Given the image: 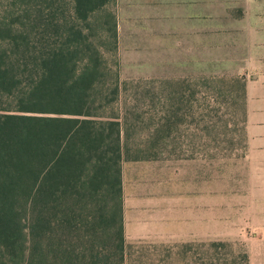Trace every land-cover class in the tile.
<instances>
[{"label": "trees", "instance_id": "16d2710c", "mask_svg": "<svg viewBox=\"0 0 264 264\" xmlns=\"http://www.w3.org/2000/svg\"><path fill=\"white\" fill-rule=\"evenodd\" d=\"M114 6L0 0V264H124L122 163L157 159L180 126L231 144L238 105L245 155L244 79L236 95L209 77L121 80ZM206 248L197 264L246 260Z\"/></svg>", "mask_w": 264, "mask_h": 264}, {"label": "rangeland", "instance_id": "374dc122", "mask_svg": "<svg viewBox=\"0 0 264 264\" xmlns=\"http://www.w3.org/2000/svg\"><path fill=\"white\" fill-rule=\"evenodd\" d=\"M118 2L115 0V16ZM203 4L202 73L182 71L170 75L160 66L155 76H140L123 66L117 53L120 79L125 82L183 79L196 84L201 78L209 77L225 85L229 83L234 89L233 95L240 94L243 76L231 72L223 63L231 57L228 56L230 50L214 51L215 43L210 36L216 28H232L239 16L234 12L238 11V0H203ZM229 44L220 42L223 47ZM191 89L198 100L191 108L193 118H197L199 100L204 92L201 87L192 86ZM131 92L125 93L129 104L132 103ZM219 102L210 105L220 111ZM234 109L236 111V106ZM240 112L237 105L231 144L215 146V133L201 138L196 124H186L173 134L174 144L177 143L174 149V144L168 145L155 160L122 163L126 211L124 264H197L196 258L200 259L202 252L209 249L206 245L218 242L227 244L234 255L244 254L246 260L240 261L242 264H264V209L257 208L252 199L256 195L248 191ZM145 214L148 215L145 217ZM147 221L150 225L146 226L143 222ZM135 222H141V227L135 228ZM227 252L217 249L216 254L221 257Z\"/></svg>", "mask_w": 264, "mask_h": 264}, {"label": "crops", "instance_id": "0c3cea01", "mask_svg": "<svg viewBox=\"0 0 264 264\" xmlns=\"http://www.w3.org/2000/svg\"><path fill=\"white\" fill-rule=\"evenodd\" d=\"M118 1L117 53L123 66L140 76H155L161 67H165L170 75L182 71L202 73L203 0ZM238 4L240 8L234 12L239 16L232 28H216L210 36L215 43L214 51L221 48L230 50L228 56L231 57L223 63L244 79L245 176L250 187L248 191L256 195L252 199L257 208L264 209V0H238ZM224 41L230 44L223 47L220 42ZM158 58L163 59L159 61ZM121 172L124 231L123 166ZM143 223L150 225L148 221ZM141 224L135 222L133 226L138 228Z\"/></svg>", "mask_w": 264, "mask_h": 264}]
</instances>
